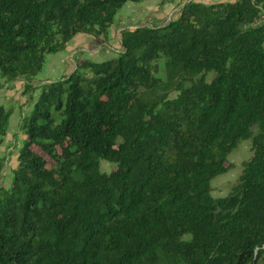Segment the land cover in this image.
I'll use <instances>...</instances> for the list:
<instances>
[{"label": "trees", "instance_id": "16d2710c", "mask_svg": "<svg viewBox=\"0 0 264 264\" xmlns=\"http://www.w3.org/2000/svg\"><path fill=\"white\" fill-rule=\"evenodd\" d=\"M143 1L0 0V86L20 82L29 105L0 188V264H264V0L187 1L165 25L121 30L114 58L34 85L47 55L109 40ZM12 115L0 105V147Z\"/></svg>", "mask_w": 264, "mask_h": 264}, {"label": "rangeland", "instance_id": "374dc122", "mask_svg": "<svg viewBox=\"0 0 264 264\" xmlns=\"http://www.w3.org/2000/svg\"><path fill=\"white\" fill-rule=\"evenodd\" d=\"M185 1L188 0H145L137 4L126 3L118 11L109 28V40H95L83 34L75 36L63 53L46 56L43 70L36 76L34 85L37 86L45 76L55 79L69 73L73 69L74 63L80 59L101 63L114 58L119 51L118 36L121 30H132L138 26L165 25L176 16L177 9ZM156 65V76L164 79L163 61L158 60ZM0 105L11 106L13 109L7 135L0 147V163L3 166L0 174V188H7L11 182V170L16 165V153L22 140L18 133V123L20 117L29 111L28 102L22 95L20 82L0 86ZM252 132L255 133L256 129L253 128ZM250 147V140L242 141L228 156L227 161L233 168L227 174L218 176L211 182L213 198H222L230 193L231 186L240 175L243 162L251 156ZM110 169V164L100 163L102 173H108Z\"/></svg>", "mask_w": 264, "mask_h": 264}, {"label": "crops", "instance_id": "0c3cea01", "mask_svg": "<svg viewBox=\"0 0 264 264\" xmlns=\"http://www.w3.org/2000/svg\"><path fill=\"white\" fill-rule=\"evenodd\" d=\"M188 1H191V0H188ZM192 1H195V2H198V3H203V4H211V3H217V2H232V1H235V0H204V1H196V0H192ZM185 2H187V1H185ZM185 2H183L182 4H184ZM181 4V5H182ZM180 5V6H181ZM179 6V7H180ZM179 9V8H178ZM178 9H177V11H178ZM64 52V51H63ZM63 52H61V53H63ZM44 79H53V78H50L49 76H45L44 78H43V80ZM15 164H16V162H15Z\"/></svg>", "mask_w": 264, "mask_h": 264}, {"label": "built area", "instance_id": "2783aa9c", "mask_svg": "<svg viewBox=\"0 0 264 264\" xmlns=\"http://www.w3.org/2000/svg\"><path fill=\"white\" fill-rule=\"evenodd\" d=\"M254 26H261L264 27V12H262L260 18L254 23Z\"/></svg>", "mask_w": 264, "mask_h": 264}, {"label": "water", "instance_id": "95a60500", "mask_svg": "<svg viewBox=\"0 0 264 264\" xmlns=\"http://www.w3.org/2000/svg\"><path fill=\"white\" fill-rule=\"evenodd\" d=\"M260 250H264V246L260 247Z\"/></svg>", "mask_w": 264, "mask_h": 264}]
</instances>
